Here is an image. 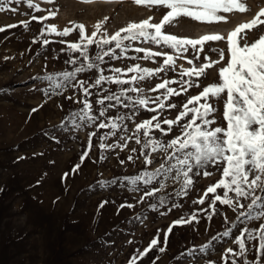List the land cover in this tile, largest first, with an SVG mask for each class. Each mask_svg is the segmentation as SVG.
I'll list each match as a JSON object with an SVG mask.
<instances>
[{"label":"rangeland","instance_id":"rangeland-1","mask_svg":"<svg viewBox=\"0 0 264 264\" xmlns=\"http://www.w3.org/2000/svg\"><path fill=\"white\" fill-rule=\"evenodd\" d=\"M33 3L39 4L43 10L29 8L27 0H11L9 10L0 12V27L18 25L0 32V264H130L134 256L137 257L136 264H152L153 260L155 264H209L210 261L225 264L222 256L226 249L233 248L234 252H239L238 245L233 243L234 237L245 226L256 229L260 223H264V217L257 221L238 220L239 212L246 211V207L233 211L219 202L213 213L209 208L213 194L205 198L203 205L194 203L204 195L208 186L221 178V172L210 168L212 176L193 177V185L186 196L176 195L181 190L183 178L174 181L170 175L158 177L165 187L155 197H144L140 202L143 188H151L152 185H141L142 190L134 192L131 190L135 187L133 178L145 170L154 171L159 166L161 156H157L152 165L146 166L143 157H140L141 145H137L134 139L127 141L129 148L123 151L120 148L100 149L99 137L111 129H98L96 124H88L80 119L83 105L66 98H83L82 91L72 86L76 81L65 84L63 88L55 87L56 74L72 71L79 66L66 63L71 56L78 55L67 50L69 42L78 41V30L61 37L48 34L46 26L55 25L58 31H62L65 27L83 24L90 34L97 23L103 22L99 38L105 32L114 34L129 23H139L150 16L153 22H159L167 10L159 6L137 5L134 0H92L91 3L83 0H54L53 3L33 0ZM245 3L248 12L223 13L226 21L206 24L182 17L174 25H166L165 30L181 38L195 39L206 34L227 36L228 32L252 19L264 8V0H245ZM11 8L17 11L12 12ZM49 11L56 12V16L43 22L31 19L32 16H46ZM105 17L108 19L105 20ZM21 21H29V27L25 29ZM42 28L45 30L43 36ZM261 34H264V26L253 29L249 40L254 41ZM44 39L51 43L44 45ZM209 44L226 51V41ZM134 46L159 50L151 44ZM96 51L92 46L90 57ZM129 55L143 54L129 51ZM209 55L211 59L218 58L214 53ZM203 62V54L200 62L194 61L197 66ZM133 63L149 68L158 66L151 61L125 59L110 61L108 67L125 68ZM181 64L184 68L191 67L186 60L177 61L178 66ZM100 67L106 69V75H111L105 64ZM218 68L214 66L207 70V77L198 78L202 87L218 82ZM178 73L179 67L177 72L169 71L167 77L161 73L132 86L143 88L144 95L154 98L159 91L152 92L150 89L162 82V78L179 79ZM49 75L53 76L52 81L46 79ZM96 75L93 70L78 74L77 79L92 83ZM120 87L107 83L103 85V89L117 93ZM202 87L190 88L187 94L171 98L172 102L177 103L178 108L182 107L187 96L197 95ZM90 91L98 96L106 94L100 89ZM214 103L217 108L214 113L216 126L226 127L223 100ZM99 108L100 105H93L94 115L99 114ZM125 114L131 115L132 110L113 108L108 116ZM177 114L178 110L164 109V115L169 119H174ZM151 115L141 110L134 120L126 119L123 123L134 130V122L150 118ZM104 122L108 123L107 120ZM93 132L96 135L91 137L92 147L89 149L88 140ZM131 134V131L125 132L123 129L118 133ZM179 134V129L174 126L169 138ZM116 142V137H108L107 143ZM131 148L137 151L131 152ZM85 152L88 156L82 161ZM129 155L133 156L132 161L127 159ZM121 160L125 163L121 164ZM76 165L80 167L75 169ZM154 185L160 186L155 181ZM217 194L222 195V190L218 189ZM257 194L264 195L259 191ZM229 195L234 196L233 193ZM161 198L166 201L163 206L160 205ZM240 202L247 205L251 201L242 199ZM173 203L180 207L167 211ZM128 204L133 207H121ZM150 205H156V208ZM260 210L257 205L253 215ZM193 216L195 219H192ZM182 217L191 223L173 226V222ZM169 227L172 230L168 234L167 244L161 243L140 260V252L157 235L162 242ZM213 237L218 238L213 240ZM245 243L248 248H252L253 244L258 247L257 241L245 239ZM159 247L165 250L161 252ZM255 258L256 251L253 249L248 252L247 260L253 261ZM226 259L227 264H232V260L236 264H244L245 257L228 254Z\"/></svg>","mask_w":264,"mask_h":264},{"label":"snow or ice","instance_id":"snow-or-ice-1","mask_svg":"<svg viewBox=\"0 0 264 264\" xmlns=\"http://www.w3.org/2000/svg\"><path fill=\"white\" fill-rule=\"evenodd\" d=\"M46 2L53 3L54 0H46ZM83 2L91 3L92 0H83ZM134 2L137 5L148 7L159 6L167 11L159 22H153V18L150 16L139 23H129L114 34L108 35L105 32L99 38L97 37L103 28V22L97 23L94 26L95 30L90 34L86 32L83 24H75L72 28L65 27L62 31H58L55 25L46 26L48 34L61 37H67L78 30V41L69 42L67 45V50L70 53H78V55L71 56L66 63L79 64V66L72 71L56 74L55 87L63 88L65 84L76 81L72 86L78 87L82 91L83 98L74 99L72 96L66 98L73 100V103L83 105V115L80 116V119L88 124H96L98 129H111L109 133L99 137L100 149L120 148L123 151L129 148L127 141L134 139L137 145H141L140 157H143V163L146 166L152 165L157 156H161L159 166L154 171L145 170L133 178L132 184L135 187H132L131 190L134 192L141 191V185H152L151 188H143L140 202H143L144 197H155L165 187L160 183L158 177L170 175L174 181L183 178L181 190L176 195L186 196L187 190L193 185V177L200 175L210 177L213 175V172L209 171L211 168L220 171L221 178L208 186L204 195L194 203L203 205L205 198L209 194H213L209 204L213 213L217 202H219L221 205H227L233 211L246 207V211L239 212L238 220L241 218L252 221L260 220L264 217V195L257 194L258 191L264 193V179H262L264 177V34L254 41H250L249 36L253 29L264 26V8H261L252 19L240 23L228 32L227 36L206 34L193 39L168 34L165 26L174 25L182 17L206 24L226 21L227 18L223 13H246L249 11L245 0H134ZM10 4L11 0H3L0 3V12L9 10ZM27 4L35 11L43 10L39 4H34L33 0H27ZM10 10L17 11L15 8ZM56 14L54 11H49L46 16H32L31 19L43 22L49 17H55ZM21 23L27 29L30 22L21 21ZM17 26L13 24L0 27V32L5 31L6 28ZM44 31L42 28V36ZM219 41H226V51L224 48L212 47L209 44V42ZM49 43L51 41L48 39L43 40L44 45ZM136 44L155 45L159 50L154 51L152 48L134 46ZM92 46H95L98 51L90 57L89 52ZM129 51L143 55H129ZM210 53L216 54L218 58L211 59ZM202 54L204 62L197 66L194 61L200 62ZM125 59L151 61L158 66L149 68L142 67L140 63H133L125 68L108 67L110 61ZM178 60H186L191 67L184 68L182 64L178 66ZM101 64L106 65L107 71L111 75L105 74L106 69L101 68ZM214 66H219L218 82L202 87L198 78L207 77L209 75L207 70L213 69ZM178 67L179 79L162 78V82L150 89L152 92L159 91V94L154 98L144 95L143 88L132 86L138 85L140 81H147L154 76H159L161 73L167 77L169 71L177 72ZM93 70L97 75L92 83L86 79H77L78 74ZM129 73L132 75L129 76ZM46 79L52 81L53 76L49 75ZM105 83L121 86L119 92L103 89ZM125 85L127 87H123ZM173 85L176 86L173 87ZM201 87L202 90L197 95L187 96L182 107L178 108L177 103L172 102L171 98L187 94L190 88ZM90 89H100L106 94L98 96ZM129 93L138 95L133 96ZM97 96L98 98H95ZM89 97H94V99L90 100ZM221 100L224 105L223 119L226 121V127L216 126L217 121L214 116V113L217 112L214 102ZM94 104L100 105L98 115L93 114ZM113 108L131 109L132 114L108 116L109 111ZM165 108L178 110V114L174 119H169L164 115ZM141 110H146L152 115L140 122H134V130L123 123L126 119L134 120ZM33 111H37V109H33ZM105 120L108 123H105ZM97 121H99L98 124ZM174 126L179 129L180 134L169 138L170 133L174 131ZM121 129L125 132L131 131L132 134L118 135ZM95 135L96 133L93 132L89 136V149L92 147L91 137ZM109 136L116 137L118 142L107 143ZM149 149L150 151H145ZM130 151L136 152L137 149L131 148ZM87 156L88 153L85 152L81 157L82 161ZM127 159L132 161L134 158L129 155ZM120 163L124 164L125 161L121 160ZM79 167L80 165H76L75 169ZM250 177L252 178L250 179ZM154 181L160 186L156 187ZM218 189L222 190V195L217 194ZM230 193H233L234 196H230ZM242 199H250L251 202L245 205L240 202ZM164 204L166 201L161 198L160 205ZM257 205L261 210L253 215V209ZM125 206L133 207L131 204L121 207ZM150 207L155 209L156 205H150ZM177 207L180 205L173 203L171 207L167 208V211ZM192 219H195V216ZM225 219L227 218L225 217ZM184 223H191V221L182 217L174 221L173 226ZM171 230L172 228L169 227L168 231L164 233L162 242L159 235L154 237L149 245L140 252L139 259L143 260L161 243L166 245ZM217 238L213 237V240ZM245 239L257 241L258 247L256 244H253L252 248L246 247ZM233 243L238 245L239 252H234L233 248L226 249L222 256L225 264H227L228 254L244 256V264H264V223H260L254 230L247 226L243 227L234 237ZM253 249L256 251V258L253 261H248L247 254ZM164 250V247H159V251L163 252ZM136 260L137 257L134 256L130 260V264H136ZM152 264H155V260ZM209 264H214V262L210 261ZM232 264H236V261L232 260Z\"/></svg>","mask_w":264,"mask_h":264}]
</instances>
